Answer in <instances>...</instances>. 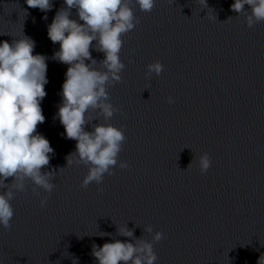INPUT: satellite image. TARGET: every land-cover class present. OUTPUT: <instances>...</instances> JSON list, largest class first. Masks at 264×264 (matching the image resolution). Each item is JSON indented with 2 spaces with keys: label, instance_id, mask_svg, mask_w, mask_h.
I'll use <instances>...</instances> for the list:
<instances>
[{
  "label": "clouds",
  "instance_id": "1",
  "mask_svg": "<svg viewBox=\"0 0 264 264\" xmlns=\"http://www.w3.org/2000/svg\"><path fill=\"white\" fill-rule=\"evenodd\" d=\"M155 2L64 0L66 7L60 8L48 25V37L60 45L54 59L68 65L57 118L66 138L76 141L75 152L66 157L67 166L75 163L88 167L82 188L86 189L91 183L101 184L105 175H112L118 164L127 137L123 127L107 123L120 111L110 102L108 87L122 79L120 73L125 68L120 59L122 37L139 23L134 6L138 5L142 12H151ZM26 3L29 8L45 13L53 6L51 0H26ZM197 3L203 9H211L207 0H197ZM230 7L233 12L245 15L249 28L264 22V0H234ZM73 9L78 20L71 18ZM210 18L216 19V16ZM34 47V41L24 35L11 43L0 42V189H4L0 191V225L5 229L11 228L14 216L11 202L26 190V182H31L32 192L37 194L42 189L50 195L54 188L51 181L55 171H45L53 148L37 131L45 120L41 101L46 96L44 85L48 83L47 57L34 55ZM93 48L103 53L100 68L95 67ZM163 70L164 65L157 60L147 65L146 75L159 76ZM167 102L171 104L174 100L169 96ZM90 112L102 116L106 123H95L91 131L85 130V126L96 119ZM210 166L209 154L202 153L198 158L200 173H207ZM119 167L125 169L129 165L120 162ZM8 178H12L10 184L5 183ZM47 199L46 196L40 200L41 207ZM117 231L121 236L133 237V232L126 227ZM145 231L152 233L153 230L149 226ZM162 239L164 234L157 231L152 241L140 238L131 242L115 240L102 246L93 244L91 254L97 264H155L158 257L153 242ZM258 264H264V256L259 258Z\"/></svg>",
  "mask_w": 264,
  "mask_h": 264
}]
</instances>
